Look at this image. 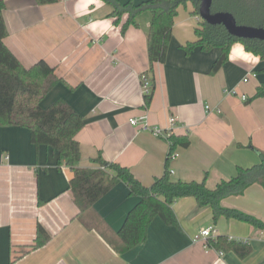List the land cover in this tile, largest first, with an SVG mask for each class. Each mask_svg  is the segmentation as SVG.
I'll return each instance as SVG.
<instances>
[{
	"label": "crops",
	"instance_id": "obj_1",
	"mask_svg": "<svg viewBox=\"0 0 264 264\" xmlns=\"http://www.w3.org/2000/svg\"><path fill=\"white\" fill-rule=\"evenodd\" d=\"M109 13L101 0L42 6L36 0H5L4 44L24 68L44 61L60 79L41 107L62 99L85 120L77 135L78 167L98 168L101 157L129 168L151 186L164 174L170 143L130 124L144 115L161 128L177 117L174 136L190 140L188 148L175 151L170 164L174 181L205 178L214 189L235 177L238 167L258 164V151H264V97L254 99L264 82L260 57L236 43L229 61L212 75L220 49L195 48L189 54L184 49L196 40L200 21L192 5L176 18L167 61L156 63L151 72L148 15L139 18L138 28L123 33L126 16L116 23ZM142 75H154L156 83L149 105L141 92ZM72 176L57 151L30 141L28 129L0 127V264H264V231L234 219L215 221L212 208L199 207L192 197L175 202L178 225L168 226L157 216L144 244L119 253L116 234L140 198L120 183L81 219L69 189ZM222 205L264 221V184ZM39 226L50 240L31 249ZM211 226L218 239L246 241L242 245L250 246L251 254L240 259L233 251L209 250L193 241Z\"/></svg>",
	"mask_w": 264,
	"mask_h": 264
},
{
	"label": "trees",
	"instance_id": "obj_2",
	"mask_svg": "<svg viewBox=\"0 0 264 264\" xmlns=\"http://www.w3.org/2000/svg\"><path fill=\"white\" fill-rule=\"evenodd\" d=\"M58 0H36L38 5H49ZM110 8L108 17L120 23L124 16L127 20L122 26L123 33L130 27L138 28L139 18L148 15L150 29L148 35V57L150 70L156 63L167 61L169 45L175 28V21L182 6L188 2L193 5V15L199 17V2L190 0H147L136 3L130 0H101ZM5 0H0V127L26 128L30 141L35 146H47L59 153V162L71 169V190L81 214L91 212L95 204L111 192L118 184L125 183L130 194L139 197V202L128 213L116 237L123 253L144 244L147 231L153 220L159 216L166 225H178L173 209L177 200L192 197L199 207H211L213 218L234 219L264 231V221L242 211L224 207L222 201L228 197L241 196L254 184H264V151H258L260 162L251 168L238 167L237 174L230 180L221 181L214 189H209L204 178L201 182L174 181L171 178L170 164L179 147L188 148L190 140L184 136L170 138V151L166 160L164 174L154 179L151 186L143 185L127 167L118 163H108L101 157L96 159L98 168L78 167L81 161V147L77 139L84 128V118L64 100L55 101L48 108L41 107V101L56 87L60 79L46 62L41 61L30 69L21 62L4 44L8 36L3 11ZM212 13H229L238 25L264 28V0H212ZM195 28L196 40L188 42L184 49L189 54L195 48L203 52L220 49L219 57L213 63L211 74H216L228 61L234 44L240 43L247 52L264 63V41L239 39L230 35L222 25L213 26L201 18ZM264 74V64L261 69ZM151 93L145 97L146 105L151 103L155 91L154 75L149 77ZM264 97V82L257 88L254 99ZM50 240L47 232L38 227L37 237L31 249L39 248ZM218 252L233 251L240 259L247 258L252 248L241 243L219 238L212 244Z\"/></svg>",
	"mask_w": 264,
	"mask_h": 264
},
{
	"label": "built area",
	"instance_id": "obj_3",
	"mask_svg": "<svg viewBox=\"0 0 264 264\" xmlns=\"http://www.w3.org/2000/svg\"><path fill=\"white\" fill-rule=\"evenodd\" d=\"M141 92L146 97L151 93V82L146 75H142L141 78ZM245 82L248 81L247 78L244 79ZM243 101H246V97L242 96ZM210 107H207V109ZM130 124L135 127H139L142 131H148L152 133L155 137L164 139L170 143V138L174 136L175 128L178 123V118L172 116L169 118V125L166 128H161L157 126H153L149 123L148 118L146 115L138 118H132L129 120ZM177 157L175 154L172 158L173 161ZM173 171L171 170V174ZM218 240L217 230L211 226L205 229H202L199 234H197L193 241L200 242L203 244L205 249H214L212 244L216 243ZM246 241H239L241 244H247ZM222 254V253H221Z\"/></svg>",
	"mask_w": 264,
	"mask_h": 264
},
{
	"label": "water",
	"instance_id": "obj_4",
	"mask_svg": "<svg viewBox=\"0 0 264 264\" xmlns=\"http://www.w3.org/2000/svg\"><path fill=\"white\" fill-rule=\"evenodd\" d=\"M190 1L199 2V18L206 23L213 26L222 25L230 35L239 39L264 41V28L238 25L235 18L229 13H212V0Z\"/></svg>",
	"mask_w": 264,
	"mask_h": 264
},
{
	"label": "rangeland",
	"instance_id": "obj_5",
	"mask_svg": "<svg viewBox=\"0 0 264 264\" xmlns=\"http://www.w3.org/2000/svg\"><path fill=\"white\" fill-rule=\"evenodd\" d=\"M190 8H192V3L191 2H188L186 6H182L179 10V12L181 11L182 13L185 12V11H188ZM147 15V14H146ZM179 16V15H178ZM48 108V107H46ZM45 108V109H46Z\"/></svg>",
	"mask_w": 264,
	"mask_h": 264
}]
</instances>
